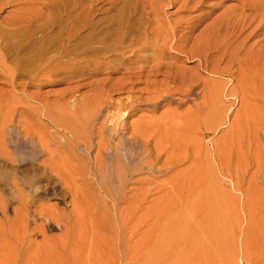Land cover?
Masks as SVG:
<instances>
[{
  "label": "rangeland",
  "instance_id": "1",
  "mask_svg": "<svg viewBox=\"0 0 264 264\" xmlns=\"http://www.w3.org/2000/svg\"><path fill=\"white\" fill-rule=\"evenodd\" d=\"M79 1L75 9L70 0H0V66L15 72L22 58L16 50L5 53L8 45L43 42L51 52L36 68L58 64L15 93L0 69V104L7 107L12 95L27 104L33 94L50 102L68 100L74 91L98 95L107 79L121 87L124 71L109 74L104 67L106 53L113 51H98L104 44L96 40L89 48V41L74 47L68 39L72 32L82 37L91 30L67 25L73 12L85 7V15L101 22L102 29L120 16L115 9L122 7L121 0ZM236 5L235 0H132L128 11L138 7L143 18L151 13L161 19L150 26L139 21V31L167 33L176 22L195 29L185 30L189 38L181 53L171 50V43L161 49L171 67L160 66L158 76L153 73L149 82L137 85L134 99L162 104L155 111L142 104L125 127L134 170L129 173L121 154L104 190L88 175L87 182L77 183L74 203L71 197L46 196L37 205L46 217L33 219L31 229L39 230L22 248L24 213H16L12 204L5 220L0 209V264H264V29L257 35L252 28L217 31L224 10ZM37 15L42 17L32 21ZM14 30L23 32L22 42L5 36ZM59 33L66 39L63 45ZM64 45L72 55L60 56ZM239 50L243 53L236 57ZM146 55L155 58L159 50ZM174 67L183 71L176 81L166 79L163 74ZM20 73L17 82L23 84L35 74L31 68ZM124 92L127 96L129 90Z\"/></svg>",
  "mask_w": 264,
  "mask_h": 264
},
{
  "label": "bare ground",
  "instance_id": "2",
  "mask_svg": "<svg viewBox=\"0 0 264 264\" xmlns=\"http://www.w3.org/2000/svg\"><path fill=\"white\" fill-rule=\"evenodd\" d=\"M235 1L238 5L224 10L221 22L216 25L219 27L217 31L244 33L252 28L257 30L255 35L259 31L262 32L264 0ZM131 2L132 0H121L119 3H122V7L115 9L120 16L107 20L102 29L99 28L101 22L94 23L91 21V14L85 15V7L80 11L75 10L69 23L61 18L62 25L67 23L72 29L79 25L81 31L91 30L82 37L72 32L68 39L76 43L74 47L89 41V48L91 42L96 40L100 46L104 44L103 47L96 48L98 51L105 50L106 47L113 51L111 54L106 53L105 57H108L109 61L104 67L110 69L109 74L124 71L127 77L121 79V87L118 83L111 84L112 80L107 79L105 87L98 95L81 96L79 92L74 91L68 100L50 102L48 96L33 94L26 97L30 104L12 95L11 103L7 107L4 101L0 104V209L5 220H8L7 211L12 204L17 205L16 213L19 209L24 213L21 214L23 233L18 239L19 248L24 247L30 234L39 230L31 229L33 219L46 217L45 210L39 211L37 207L46 196L53 195L59 197V200L71 197V202L74 203L77 200V183L87 182L89 176L94 178V181L100 180L98 186L104 190L102 186L105 185L107 176L111 180L114 179V174L111 173L113 162L118 161L121 154L127 161L129 173L132 174L134 170V151L125 144L129 140L126 138L125 127L129 119L139 112L142 104L154 107V111L162 104L134 99L137 85L142 84L143 79L149 82L151 74L161 71L160 66L171 67V59L163 54L162 48L171 43V50L181 53L185 48L183 42L189 38L184 33L185 30L188 29V33H192L195 29L191 23L176 22L168 28L167 33L157 30L153 32L148 28L139 31V21L148 22L150 26L159 24L161 19L158 14L153 16L151 13V18H143V14L136 11L138 7L128 11L127 7ZM70 3L76 9L80 1L70 0ZM184 8L193 9L189 6ZM41 17L42 15H37L31 19L36 21ZM134 18H137L136 24H133ZM5 36L10 39L19 38L22 42L23 32L8 31ZM59 40L63 45L66 40L63 33H59ZM46 46L43 42L25 47L8 45L4 48L5 53L16 50L18 54H22L21 60L19 58V62H15V72L0 66L2 75L9 80L11 93H15L19 87L30 85L36 77L51 74L58 66L57 62L49 61L36 68L37 64L45 60V55L51 52ZM59 49L60 56L73 54V49H67L66 45ZM151 49L159 50V55L155 58L146 55ZM262 51L260 48L259 60L263 57ZM242 53L243 51L239 50L236 57ZM21 68H31L35 72L31 73L28 83L17 82L22 76ZM182 71L181 67H174L163 76L176 81ZM33 84L36 88L42 87L38 82ZM125 90H129L127 96H124ZM185 93L179 95L185 97ZM167 98L170 100L172 96ZM181 101L180 104H183L184 100ZM34 118L37 119L36 123ZM115 185L119 190L123 188L119 180L115 181ZM8 191L12 196L5 198L3 193Z\"/></svg>",
  "mask_w": 264,
  "mask_h": 264
}]
</instances>
